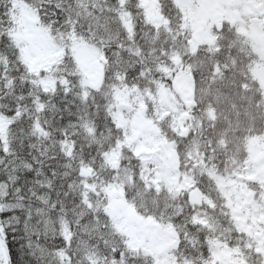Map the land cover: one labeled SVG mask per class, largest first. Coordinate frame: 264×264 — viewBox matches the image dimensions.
I'll return each instance as SVG.
<instances>
[{
  "label": "snow or ice",
  "instance_id": "obj_1",
  "mask_svg": "<svg viewBox=\"0 0 264 264\" xmlns=\"http://www.w3.org/2000/svg\"><path fill=\"white\" fill-rule=\"evenodd\" d=\"M211 2L0 0V264H264V0Z\"/></svg>",
  "mask_w": 264,
  "mask_h": 264
},
{
  "label": "trees",
  "instance_id": "obj_2",
  "mask_svg": "<svg viewBox=\"0 0 264 264\" xmlns=\"http://www.w3.org/2000/svg\"><path fill=\"white\" fill-rule=\"evenodd\" d=\"M181 10H182V12H183V16H184V22H185V24L188 26V29H189V31H192V30H194L195 29V27H193V22L197 19V18H191V17H193V12L192 11H190L188 8H186V7H183L182 6V3H181ZM133 11L135 12L136 10L135 9H133ZM208 20H209V18H206V21L208 22ZM207 22H206V24H207ZM115 27V26H114ZM141 31H144V29H142ZM193 33H196L195 31H193ZM196 36V35H195ZM194 36V34H193V37H195ZM151 37H152V33L151 32H149V35H148V37H146L145 39H141L140 38V34H138V36H137V42H138V45L139 46H141L143 49H144V53L143 54H147V50H148V48L149 47H151L152 45H151ZM121 40L125 43V45H131V47H133V48H135L137 45H132L131 44V42L130 41H128L125 37H124V34L122 33L121 34ZM161 39H163V35H162V37H161ZM156 47H159V41L157 42V44L155 45ZM80 46H78L77 47V53H76V55H77V58L78 59H80V61H81V63H84L85 61H84V59H83V57H82V54H81V52H80ZM122 55H123V57H124V59L125 60H137V59H139L138 57H135V56H129V54L127 53V52H122ZM69 68H71V65H69ZM69 79H71V80H75L76 78L75 77H70ZM81 91V89H79L78 87H74L73 88V92L72 93H70L69 94V97H68V99L69 100H73V99H75V101H76V104H82V99L79 97V96H76L75 94L76 93H78V92H80ZM225 91H229L228 89H225ZM56 102L58 103V104H60V106L61 107H63V104L60 102V97H59V95L57 96V98H56ZM90 102V101H89ZM98 102H100L101 104H103V101H99V99H98ZM237 103H240L239 101H237ZM227 106V103H225L224 105H222V107H226ZM76 110V108H75V106H73V111H75ZM80 135L79 136H77L76 137V139L78 140V142H86V141H83V137L84 136H86V133L84 132V130L81 128L80 130ZM88 139H91L90 137L88 138ZM85 151L87 152L88 151V149H85ZM64 169H60V171H63ZM73 177H75V173H73ZM71 179V178H70ZM58 183H59V181H58ZM112 210L114 211V213L116 212V209H115V207H113L112 208ZM137 215V214H136ZM138 217H140V218H142L143 220H145V221H147V224L150 226V230H152V231H159L160 229H159V226L158 225H156V223H155V221H153L152 219H150V218H148V219H146V218H144V217H141V216H139V215H137ZM103 217H101V220L103 221ZM127 225H129V224H127ZM127 225H123L124 227H126V228H128V229H130V230H132L131 228H130V226H127ZM133 231V230H132Z\"/></svg>",
  "mask_w": 264,
  "mask_h": 264
},
{
  "label": "rangeland",
  "instance_id": "obj_3",
  "mask_svg": "<svg viewBox=\"0 0 264 264\" xmlns=\"http://www.w3.org/2000/svg\"><path fill=\"white\" fill-rule=\"evenodd\" d=\"M184 6L190 7L194 12V17L197 19L193 22L196 29H200L203 26L204 18L206 16H216L218 14V7L211 2V0H181ZM197 3H200V8L197 7ZM197 33H194V36ZM80 52L85 62H88L90 67H94V54L87 48L80 46ZM122 226L129 224L130 228L135 232L137 230L143 231L146 235H154L158 231L150 230V226L147 221L138 217L135 213L128 211L121 219Z\"/></svg>",
  "mask_w": 264,
  "mask_h": 264
},
{
  "label": "flooded vegetation",
  "instance_id": "obj_4",
  "mask_svg": "<svg viewBox=\"0 0 264 264\" xmlns=\"http://www.w3.org/2000/svg\"><path fill=\"white\" fill-rule=\"evenodd\" d=\"M215 16V15H214ZM259 38V37H258Z\"/></svg>",
  "mask_w": 264,
  "mask_h": 264
}]
</instances>
